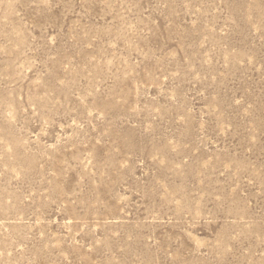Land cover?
Listing matches in <instances>:
<instances>
[{"label": "rangeland", "instance_id": "rangeland-1", "mask_svg": "<svg viewBox=\"0 0 264 264\" xmlns=\"http://www.w3.org/2000/svg\"><path fill=\"white\" fill-rule=\"evenodd\" d=\"M0 264H264V0H0Z\"/></svg>", "mask_w": 264, "mask_h": 264}]
</instances>
